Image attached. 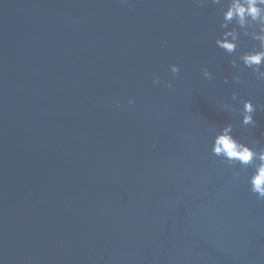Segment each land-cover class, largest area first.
<instances>
[{
    "label": "water",
    "instance_id": "1",
    "mask_svg": "<svg viewBox=\"0 0 264 264\" xmlns=\"http://www.w3.org/2000/svg\"><path fill=\"white\" fill-rule=\"evenodd\" d=\"M218 25L211 0H0V264H264L251 169L207 131L264 143V112L220 109L264 83L232 81Z\"/></svg>",
    "mask_w": 264,
    "mask_h": 264
},
{
    "label": "clouds",
    "instance_id": "2",
    "mask_svg": "<svg viewBox=\"0 0 264 264\" xmlns=\"http://www.w3.org/2000/svg\"><path fill=\"white\" fill-rule=\"evenodd\" d=\"M199 7H204L208 0H194ZM219 12V34L215 36V45L222 49L230 58L229 64L235 70L231 79L234 83H242V67L251 70L253 82L264 83V0H211ZM242 38H250L254 43L250 48L239 50L244 43ZM168 70L172 76L180 71L177 64H170ZM202 76L211 80L212 74L208 68L201 69ZM227 81V77L225 78ZM153 83H163L171 88V81H160L153 78ZM251 83V82H250ZM231 100L237 103L224 102L220 109L228 113H239L240 123L245 127H256L254 114L264 112V104H254L250 99L238 97L233 91ZM128 103L134 101L130 97ZM119 106V101H117ZM211 135L210 152L219 157L221 162L231 168H239L233 172V178H238L240 171L251 169L246 180L249 191L257 200L264 201V143L259 139L243 142L233 135L232 123H225L218 129L209 126ZM264 135V132L261 133Z\"/></svg>",
    "mask_w": 264,
    "mask_h": 264
}]
</instances>
